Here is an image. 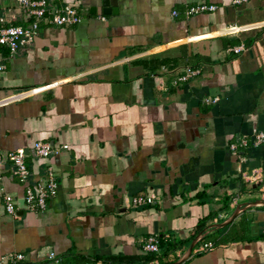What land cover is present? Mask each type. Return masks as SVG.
<instances>
[{
  "label": "crops",
  "instance_id": "obj_1",
  "mask_svg": "<svg viewBox=\"0 0 264 264\" xmlns=\"http://www.w3.org/2000/svg\"><path fill=\"white\" fill-rule=\"evenodd\" d=\"M233 1L46 0L76 4L80 22L39 25L12 55L0 47V151L48 142V157L25 158L28 182L47 167L57 181L45 209L28 211L13 166L0 165V256L264 264V142L241 163L227 149L264 133V0ZM197 3L216 9L185 17ZM30 21L0 0V25ZM185 67L198 73L171 86ZM137 195L153 198L132 206ZM149 236L156 253L142 251ZM202 242L214 247L195 252Z\"/></svg>",
  "mask_w": 264,
  "mask_h": 264
},
{
  "label": "built area",
  "instance_id": "obj_2",
  "mask_svg": "<svg viewBox=\"0 0 264 264\" xmlns=\"http://www.w3.org/2000/svg\"><path fill=\"white\" fill-rule=\"evenodd\" d=\"M19 9L24 11L31 17V21L25 26L14 25H0V47L6 48L9 55L14 54L19 48L29 45L38 30L39 25H52L56 27L72 26L80 22L81 16L78 12L76 4H64L61 6L48 5L46 0H16ZM242 0H234L233 3H239ZM216 9L213 5H205L197 3L188 7L185 10V17L201 14L204 12H212ZM243 50L242 46L232 47L230 51L238 54ZM3 66L0 65V71ZM198 73L197 70L191 67H185L178 70V74L169 82L171 86H176L185 82L187 79L193 77ZM212 100V102H214ZM205 102H208L206 100ZM264 142V133L254 132L251 137L242 136L235 142H230L227 145L229 153L236 157L237 161L241 163L244 160V151L251 147H257ZM54 152L53 147L48 142H35L30 149H17L12 152L2 153L0 151V165L7 161L14 169L16 180L18 183L23 184V194L21 197L22 205L28 211H42L45 209L47 200L56 194L57 181L50 172L46 169V177L43 180L29 183V172L25 166V158L28 153L31 156L38 158L48 157ZM236 172L245 182H254L257 177L255 174L247 175L237 168ZM152 196L137 195L130 201L132 206H139L150 203ZM16 200L7 194L2 196L3 210L7 215L14 216L16 211ZM233 202V201H232ZM264 232V226L262 227ZM211 242L198 243L194 248L195 252H206L213 248ZM157 238L149 236L144 239L142 251L144 253H156ZM46 261L57 264L59 259L49 252L46 256ZM0 264H37L30 261L25 254L20 252H11L0 256Z\"/></svg>",
  "mask_w": 264,
  "mask_h": 264
},
{
  "label": "trees",
  "instance_id": "obj_3",
  "mask_svg": "<svg viewBox=\"0 0 264 264\" xmlns=\"http://www.w3.org/2000/svg\"><path fill=\"white\" fill-rule=\"evenodd\" d=\"M71 258H72V260H70V264H107L106 262H108V261H105L104 262L100 258H93L92 260L91 259L84 258V257H78V258L71 257ZM61 260L62 259H59V263L60 264H62V263L65 264L66 263V262L64 263V261L61 262ZM110 262L115 263L117 261L116 260H112V261L110 260Z\"/></svg>",
  "mask_w": 264,
  "mask_h": 264
},
{
  "label": "water",
  "instance_id": "obj_4",
  "mask_svg": "<svg viewBox=\"0 0 264 264\" xmlns=\"http://www.w3.org/2000/svg\"><path fill=\"white\" fill-rule=\"evenodd\" d=\"M103 5H105V2H103ZM237 210H238V208H237ZM233 217H234V215H232V218H233ZM232 218H231V219H232ZM218 226H219V225H212V226H210V227L214 228V227H218ZM220 226H221V225H220ZM210 227H209V228H210ZM192 246H193V243H191V245H190V247H189V249H188V251H187V253H186L187 255L189 254V252H190ZM187 255H186V256H187Z\"/></svg>",
  "mask_w": 264,
  "mask_h": 264
},
{
  "label": "rangeland",
  "instance_id": "obj_5",
  "mask_svg": "<svg viewBox=\"0 0 264 264\" xmlns=\"http://www.w3.org/2000/svg\"><path fill=\"white\" fill-rule=\"evenodd\" d=\"M52 264V263H51Z\"/></svg>",
  "mask_w": 264,
  "mask_h": 264
}]
</instances>
